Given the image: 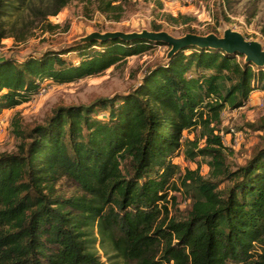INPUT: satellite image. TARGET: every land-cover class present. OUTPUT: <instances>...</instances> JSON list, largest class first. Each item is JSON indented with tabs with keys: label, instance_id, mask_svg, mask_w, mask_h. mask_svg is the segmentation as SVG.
<instances>
[{
	"label": "trees",
	"instance_id": "obj_1",
	"mask_svg": "<svg viewBox=\"0 0 264 264\" xmlns=\"http://www.w3.org/2000/svg\"><path fill=\"white\" fill-rule=\"evenodd\" d=\"M73 1L108 20L124 12L116 0H0V45L54 34L61 26L49 17ZM154 45L165 44L112 39L37 56L1 55L0 113L29 101L45 82L101 74ZM243 58L185 47L126 93L59 106L28 130L12 120L17 151L0 154V264H106L99 251L110 264H264V144L232 170L220 135L224 108L264 91L263 67ZM191 131L197 135L184 138ZM180 152L204 159L211 177L182 174L174 162ZM62 179L78 194H61ZM222 179L228 184L219 188ZM181 188L192 192L190 209L172 216L171 192Z\"/></svg>",
	"mask_w": 264,
	"mask_h": 264
},
{
	"label": "rangeland",
	"instance_id": "obj_2",
	"mask_svg": "<svg viewBox=\"0 0 264 264\" xmlns=\"http://www.w3.org/2000/svg\"><path fill=\"white\" fill-rule=\"evenodd\" d=\"M122 3L124 12L119 21L108 20L99 12L83 13L82 4L76 1L70 3L55 16H50L52 23L60 24L54 34L45 32L30 38L24 44L15 45L12 39H3L0 45V56L24 57L40 55L47 50H55L92 31H140L164 30L173 36H182L187 32L205 35L214 33L220 36L226 26L239 31L249 40H256L264 47V0H116ZM165 14L177 16L182 14L190 20L184 24L170 25ZM67 24V29L63 31ZM167 45H154L140 55L127 57L125 61L111 66L101 74L87 76L82 79L53 84L45 82L37 94L29 101L19 106L3 110L0 113V154L17 151L19 139L12 133L11 121L19 120L20 127L28 130L36 124H41L59 106L89 105L99 98H109L115 94H123L132 90L142 75L153 65L165 62ZM69 58L75 59V52L69 53ZM240 60V58H237ZM264 69V67H263ZM220 135L224 141L225 161L235 170L242 166L253 151L264 144V91L254 92L249 101L242 107L226 106L222 111ZM241 134L238 142L234 136ZM197 131L185 132L184 138L192 139ZM204 146V139L198 142ZM174 162L182 174L186 170H197L205 178H210V169L204 159L185 158L182 152L175 157ZM178 184V183H177ZM222 179L219 188L227 186ZM58 191L64 196L78 194L76 185L62 179ZM190 190L182 188L171 192L175 196L176 206L170 208V215L183 217L190 209L192 197ZM172 201V200H171ZM101 259L110 264L102 252ZM118 264L123 263L117 260Z\"/></svg>",
	"mask_w": 264,
	"mask_h": 264
},
{
	"label": "water",
	"instance_id": "obj_3",
	"mask_svg": "<svg viewBox=\"0 0 264 264\" xmlns=\"http://www.w3.org/2000/svg\"><path fill=\"white\" fill-rule=\"evenodd\" d=\"M119 39L121 41L146 40L150 42H160L168 46L165 54L167 62L175 53L185 47L219 49L231 54H240L244 62L252 63L256 67H264V47L256 40L247 39L242 33L226 26L220 36L214 33L199 35L187 32L182 36H173L164 30L140 31H92L81 36L64 46H59L57 50L72 48L76 45L90 41H106ZM51 50V49H50Z\"/></svg>",
	"mask_w": 264,
	"mask_h": 264
},
{
	"label": "built area",
	"instance_id": "obj_4",
	"mask_svg": "<svg viewBox=\"0 0 264 264\" xmlns=\"http://www.w3.org/2000/svg\"><path fill=\"white\" fill-rule=\"evenodd\" d=\"M241 136H242L241 134H236V135L234 136V140H233V141H234L235 144L238 142V140L241 138ZM222 140H223V138H222ZM224 141H225V140H223V143H224Z\"/></svg>",
	"mask_w": 264,
	"mask_h": 264
},
{
	"label": "crops",
	"instance_id": "obj_5",
	"mask_svg": "<svg viewBox=\"0 0 264 264\" xmlns=\"http://www.w3.org/2000/svg\"><path fill=\"white\" fill-rule=\"evenodd\" d=\"M258 92V91H257Z\"/></svg>",
	"mask_w": 264,
	"mask_h": 264
}]
</instances>
